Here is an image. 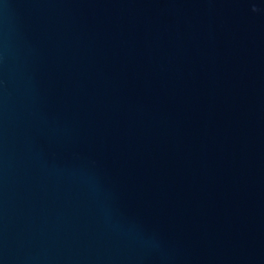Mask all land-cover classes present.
<instances>
[{
	"label": "water",
	"instance_id": "obj_1",
	"mask_svg": "<svg viewBox=\"0 0 264 264\" xmlns=\"http://www.w3.org/2000/svg\"><path fill=\"white\" fill-rule=\"evenodd\" d=\"M0 264H264V0H0Z\"/></svg>",
	"mask_w": 264,
	"mask_h": 264
}]
</instances>
